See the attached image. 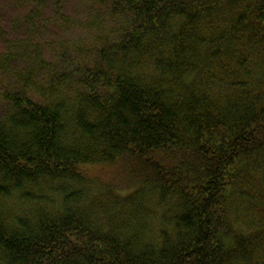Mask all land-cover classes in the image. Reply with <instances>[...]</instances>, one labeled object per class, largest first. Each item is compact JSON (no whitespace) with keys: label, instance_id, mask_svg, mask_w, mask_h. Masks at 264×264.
<instances>
[{"label":"trees","instance_id":"16d2710c","mask_svg":"<svg viewBox=\"0 0 264 264\" xmlns=\"http://www.w3.org/2000/svg\"><path fill=\"white\" fill-rule=\"evenodd\" d=\"M0 264H264V0H0Z\"/></svg>","mask_w":264,"mask_h":264},{"label":"rangeland","instance_id":"374dc122","mask_svg":"<svg viewBox=\"0 0 264 264\" xmlns=\"http://www.w3.org/2000/svg\"><path fill=\"white\" fill-rule=\"evenodd\" d=\"M11 7H9V8H11ZM67 33H68V36H70L72 38H75V37L79 38V37L84 36V33L81 30H78V29H74V31H71V32L67 31Z\"/></svg>","mask_w":264,"mask_h":264}]
</instances>
